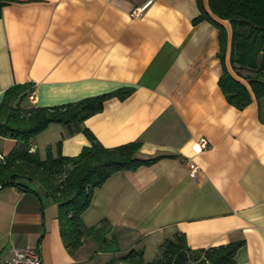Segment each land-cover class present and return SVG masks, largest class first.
Segmentation results:
<instances>
[{
	"label": "crops",
	"instance_id": "obj_1",
	"mask_svg": "<svg viewBox=\"0 0 264 264\" xmlns=\"http://www.w3.org/2000/svg\"><path fill=\"white\" fill-rule=\"evenodd\" d=\"M146 1L4 4L0 102L16 83L35 90L34 100L23 101L26 106L62 104L133 86L127 97L106 100L84 125L105 146L140 141L139 156L160 157L108 177L94 190L82 213L84 223L108 219L122 253L157 247L181 231L192 248L242 239L235 264H264V97L243 108L228 101L219 85L218 28L208 20L193 22L197 0H152L141 14H132ZM221 21L230 34L228 20ZM226 63L231 70L229 47ZM45 131L50 132L42 142L46 149L65 126L50 123L31 137L32 150L39 151L35 141H43L37 137ZM201 136L208 140L204 149L198 144ZM1 138L13 147L17 143ZM89 143L78 131L64 136L61 150L76 155ZM188 158L199 165L197 177L190 175ZM33 188H0V252L37 247L43 264L112 260L113 252L98 251L96 245L94 253L85 251L95 242L92 236L70 253L60 234L57 205L40 184ZM103 253L110 255L99 258Z\"/></svg>",
	"mask_w": 264,
	"mask_h": 264
},
{
	"label": "trees",
	"instance_id": "obj_2",
	"mask_svg": "<svg viewBox=\"0 0 264 264\" xmlns=\"http://www.w3.org/2000/svg\"><path fill=\"white\" fill-rule=\"evenodd\" d=\"M10 1L0 0V15L2 6ZM197 5L199 14L193 22L208 20L218 28L223 68L219 85L228 101L243 108L253 98L264 97V0H207V6L204 0H197ZM221 20H228L230 34ZM228 47L231 70L226 63ZM32 88L28 83L13 84L0 102V136L17 141L8 153L0 151L4 154L0 158V188L16 185L34 190L33 184H40L57 205L60 234L70 253L74 254L87 236L95 240L98 251L120 252L111 222L103 218L88 226L82 213L91 205L94 190L113 173L149 165L160 156H139L140 141L105 146L84 120L101 111L109 98L127 97L133 86L62 104L23 105ZM53 122L64 125L65 132L41 155L31 149L30 139ZM78 131L84 132L90 143L76 155L63 154L62 139ZM243 243L240 239L192 248L185 234L176 231L159 243L150 260L144 258L143 248H131L108 264H235L236 251Z\"/></svg>",
	"mask_w": 264,
	"mask_h": 264
},
{
	"label": "built area",
	"instance_id": "obj_3",
	"mask_svg": "<svg viewBox=\"0 0 264 264\" xmlns=\"http://www.w3.org/2000/svg\"><path fill=\"white\" fill-rule=\"evenodd\" d=\"M152 0H147L142 6L136 7L132 10V14H141L143 9ZM28 98L31 100L35 99V90L32 88L28 94ZM198 144L201 149H204L208 145L206 137L201 136L198 139ZM0 158H4V154L0 153ZM189 172L192 177H197L199 165L191 158L187 159ZM0 264H43L41 253L39 248L32 246L25 247H14L9 253L4 254L0 252Z\"/></svg>",
	"mask_w": 264,
	"mask_h": 264
},
{
	"label": "rangeland",
	"instance_id": "obj_4",
	"mask_svg": "<svg viewBox=\"0 0 264 264\" xmlns=\"http://www.w3.org/2000/svg\"><path fill=\"white\" fill-rule=\"evenodd\" d=\"M243 72L244 73H246L247 71H244L243 70ZM50 134V132L49 131H45L44 133H42V135H39L37 138H40V139H42L43 141H41V142H36L35 141V143H37V145H38V147H39V151H40V153L41 152H43L44 151V146L42 145V142H44L45 140L44 139H46V136H48ZM38 140V139H37ZM13 148V146H12V141H5V140H3L2 138H1V136H0V151L1 152H4V153H8L11 149ZM43 153H41V155H42ZM43 155H45V151H44V154ZM51 198V197H50ZM52 199V201L55 203V201H54V199L53 198H51ZM56 204V203H55ZM95 242H94V244H92V245H87V247H85V251H87V253H89V254H92V253H94V247H95ZM157 247H158V245H157ZM157 247H155V246H151L150 244L149 245H146V247H145V251H144V258L146 259V260H150V259H152L153 257H154V255H155V252L157 251ZM123 251V250H122ZM122 251H120V252H113L112 253V257L111 258H114L115 257V259L117 258V257H119L120 255H122L123 253H122ZM108 255H110L109 253H103L102 255H100V257L99 258H102V257H104V256H108ZM102 256V257H101ZM96 257V256H95ZM95 257H94V262L95 263H97V260H99V258L98 259H95ZM114 259V260H115ZM94 264V263H93Z\"/></svg>",
	"mask_w": 264,
	"mask_h": 264
}]
</instances>
